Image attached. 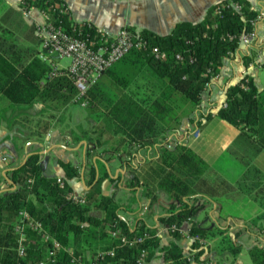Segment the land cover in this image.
<instances>
[{
	"label": "trees",
	"instance_id": "16d2710c",
	"mask_svg": "<svg viewBox=\"0 0 264 264\" xmlns=\"http://www.w3.org/2000/svg\"><path fill=\"white\" fill-rule=\"evenodd\" d=\"M233 4L240 6V10ZM30 6L49 14L54 24L65 31L74 30L79 34V23L71 19L62 0L21 1V10ZM256 16L246 0H224L211 8L201 22L178 23L167 35L142 30L140 35L146 40L148 49L129 52L88 90L87 111L97 126L92 131L96 135L94 148L90 149L92 153L87 149V158L96 155L97 148L103 144L107 145L103 151L108 155L106 160L127 151L130 146L157 150L156 159L152 163L147 161L146 168L140 169L125 161L131 175L127 187L132 189L128 195L120 194L127 197L125 202L117 200L115 193L111 196L101 193L105 177L99 174L96 178L93 168L88 172L86 185L90 189L84 195V203L71 198L72 190L67 180L79 177L71 163L57 161L66 181L44 175L42 156L34 150L29 151V145L41 144L47 125H39V131L28 136L13 138L11 144L16 153L19 149L22 152L27 145L25 154L29 155L23 165L10 162L0 167V264H86L89 257L100 264H139L143 250L147 252L145 262L155 251H162L165 264H190L179 244L171 242L161 247L156 229L138 217L143 208L141 199L149 201V214L160 193L168 197V204L166 214L158 221L176 241L183 239L180 228L184 223H191L207 204H216L215 213L222 217L223 225L213 229H202L195 223L190 226L188 234L193 240L194 258L201 254L200 240L206 245L218 239L225 251L236 255L243 249L239 239L242 234L257 228L264 239L261 232L264 229L261 225L264 185L258 183L261 176L258 171L250 177L249 168L246 169L239 181L231 185L186 145L176 143L167 147L172 132L180 129L184 122L194 121L192 117L200 109L207 85L219 74L223 60L238 49L239 36L253 30ZM84 34L95 35L87 26H83L80 33ZM10 46L16 44L12 42ZM155 47L160 50L161 58L151 53ZM244 59L245 64L254 61L251 55ZM49 70L38 57L29 64H20L10 59L0 46V93L14 106L32 105L37 101L58 102L65 106L72 102L76 90L70 80L67 77L49 79ZM224 104L215 116L237 128L264 151V87L259 90L252 79L243 77L226 89ZM203 117L209 120L212 115ZM196 124H200L199 121ZM3 171L5 176H2ZM137 188H140L138 196ZM235 189L247 191L248 198L262 213L238 227L231 238L225 235V227L229 224V228L232 223L227 222L228 215L220 200L227 199L222 196ZM22 211L39 222L59 248H54L51 240H44L30 228L28 221L20 216ZM93 211H100L103 216L96 217ZM119 211L130 213L134 224L120 218ZM18 225H24L23 256L18 255ZM114 230L129 242L123 244L113 239L110 232ZM144 235L147 238L142 242L129 244ZM255 240L247 249L249 264H264V246L259 238Z\"/></svg>",
	"mask_w": 264,
	"mask_h": 264
},
{
	"label": "crops",
	"instance_id": "0c3cea01",
	"mask_svg": "<svg viewBox=\"0 0 264 264\" xmlns=\"http://www.w3.org/2000/svg\"><path fill=\"white\" fill-rule=\"evenodd\" d=\"M21 1L0 0V46L5 49L10 59H15L20 64L26 65L34 57H38L40 40L35 33L33 23L26 19L21 12ZM62 1L66 4L74 22L90 23L94 27L105 30L110 35H116L121 29L127 28L135 32L149 30L162 36L169 34L178 23L196 24L201 22L211 8L224 0ZM246 1L250 9L257 14L253 25L255 37L249 45H239L233 54L223 60L219 74L211 80L202 94L200 109L192 117L194 121L184 122L180 129L168 136L167 143V145L176 143L186 145L204 160L212 171L231 185H234L242 177L246 167L242 168L240 166L236 171L227 170V167H222L219 163L222 157H225L228 151L230 152L236 141L244 139L237 128L217 118L215 116L216 112L224 105L226 89L237 84L243 77L252 79L259 90L264 87H260L259 79V72L264 69V0ZM32 16L33 19L41 20L37 13ZM12 42L16 46L11 47ZM250 55L253 56L254 61L245 64L244 58ZM62 60L65 59H58L57 64L60 67L67 66L68 61L63 63ZM70 104L74 103L70 102ZM13 106L14 104L0 93V167H5L10 162L21 165L29 155L25 154L28 151L27 145L24 146L22 152L19 149L18 153H16V149L11 144L13 138L28 136L31 132L39 131V125H47L48 130L42 132L41 144L29 145V151L34 150L42 156L44 175L47 177L60 178L66 181L64 170L57 163L58 159L71 163L78 170V178L67 180L72 190V197L75 199H84L85 193L89 191L90 187L86 185V180L88 179L90 168H93L96 172V178L99 174L105 177L101 183V193L106 196H111L115 193L117 200L125 202L127 197H119V194L125 193L124 195H128L129 191L132 190L127 187L131 175L126 168L125 161L143 169L144 167L146 168L144 164L147 161L152 163L157 157L156 148L141 150L130 146L127 151H121L114 158L106 160L108 155L103 151L107 149V145L103 144L101 148H97L96 155L87 158L86 151L89 149L90 153H92L90 149L94 148L95 142L93 140L96 138L94 132L92 133L97 126L94 119L87 118V128L88 126L90 127L89 132L85 133L84 131L88 129H84L78 124L76 127L84 130L83 132L79 134L67 133L57 127L58 122L55 121L57 120V116L54 115L57 102L42 103L37 101L32 105H24L23 108L17 109ZM48 106L55 107L52 113L49 112L50 109H45ZM7 107L12 108L7 110ZM84 109H87V107ZM209 113L212 118L205 120L203 116ZM198 121L200 124L197 125L196 122ZM18 143L20 142L18 141ZM231 159L234 160L232 157ZM261 160L264 161V156L261 157ZM2 176H5L4 171ZM139 194L140 188H137L136 196ZM223 199L226 198H222L220 201L223 202ZM248 201L253 202L250 198H248ZM148 203V200L141 199L140 205L143 208L139 211L138 217L145 219V223L156 229L161 247L171 242L179 244L190 264H245L238 260V257L243 251L247 252L249 246L256 242V237L259 238L260 244L264 246V239L257 232V228H255L253 231L251 230V233L244 234L246 240H243L241 235L239 239L240 243L243 244V249L236 255L225 251L223 246L218 244V239H214L207 242L200 249L201 254L194 258L196 252L191 249L193 240L188 234L190 226L195 223L202 229H213L223 225L222 217H218V214L215 213L216 204H207L205 210L198 212L192 218L191 223H184L180 228L183 239L176 241L170 235L166 226L161 225L158 221L159 217H163L166 214L165 209L166 204H168V197L160 193L158 201L153 205L149 214ZM254 205L251 208L250 215L244 218H241L240 214L232 215L233 217H231L230 214L225 212L228 215L227 222L231 221L232 223L229 228V224L225 227L227 228L225 235L232 238L238 227L246 225L249 220L264 212H260V209L255 208ZM118 213L120 218L128 219L131 225L134 224L130 213H124L123 211ZM92 214L96 217L103 216L100 211H93ZM232 218L235 219L232 220ZM261 225L264 228V221L261 222ZM261 232L264 235V229ZM255 234L256 236H254ZM145 264H165L163 252L155 251Z\"/></svg>",
	"mask_w": 264,
	"mask_h": 264
},
{
	"label": "built area",
	"instance_id": "2783aa9c",
	"mask_svg": "<svg viewBox=\"0 0 264 264\" xmlns=\"http://www.w3.org/2000/svg\"><path fill=\"white\" fill-rule=\"evenodd\" d=\"M236 10H240V6L232 5ZM23 16L29 19L35 28V33L40 40V51L38 59L47 64L50 68L47 77L53 79L56 77H67L76 90V95L72 103L79 105L82 108L88 106L87 92L101 78L106 70L120 61L125 55L133 50H147L148 45L140 32L131 31L123 28L116 35H110L105 30L94 27L90 23H79V34L75 31H65L64 28L58 27L51 20L50 15L46 12L38 10L34 6H30L21 10ZM37 13L41 20L33 19V14ZM217 14L220 10L216 11ZM254 25V21L252 22ZM83 26L94 30L95 35L90 37L88 34L80 35ZM255 37V32L241 34L239 36V45H249ZM151 53L156 58H161L160 50L155 47L151 49ZM65 59L68 61L67 66L60 67L57 60ZM177 59H180L177 56ZM225 106V104H224ZM168 148L171 145L167 146ZM73 198V197H71ZM75 199V198H73ZM79 203H84L83 198L75 199ZM20 216L28 221V226L42 235L44 240H51L54 248H59V245L54 240L50 239L39 222L33 221L27 212L22 211ZM23 226L18 225L16 232L19 235L18 240V255L23 256L25 247L23 245L24 235ZM172 229H175L174 227ZM110 235L113 239H118L121 243L127 244L128 239L120 235L117 230L111 231ZM147 235L132 241L140 243ZM201 245H205L200 240ZM202 246V247H203ZM112 255V254H111ZM147 252L143 250L139 258V264H145ZM98 257H101V255ZM97 257V258H98ZM96 258V259H97ZM86 264H100V262L89 259Z\"/></svg>",
	"mask_w": 264,
	"mask_h": 264
},
{
	"label": "rangeland",
	"instance_id": "374dc122",
	"mask_svg": "<svg viewBox=\"0 0 264 264\" xmlns=\"http://www.w3.org/2000/svg\"><path fill=\"white\" fill-rule=\"evenodd\" d=\"M62 62L66 63L67 60H62ZM259 79H260V87H263L264 86V69L260 70ZM13 107H15L16 109L23 108V106H13ZM7 108H8L7 110H10V108L12 107H7ZM54 108H55L54 106L53 107L48 106L45 109L46 110L50 109L49 112L52 113ZM54 115L57 116V120H55L56 122H58L57 127L62 129V131H65L67 133L68 132L74 133V134H79L84 131L76 127V125L78 124H80L84 129H88L84 131L85 133L89 132L90 127L88 126L87 128V124H88L87 118L94 119L88 114L87 109L81 108L77 104H70V103L63 106L62 104L57 102L56 113ZM85 121L86 123H84ZM242 138L245 140V142L242 139L236 141L233 144L232 148L230 149V152L228 151V154H226L225 157L224 156L222 157L219 165L221 164L222 167H227V170L231 169L235 171L240 166H242V168L246 167V169L249 168L250 177H254L256 174L259 173V175L261 176L258 177V183L264 185V161L261 160V157L264 156V153H262L263 151L259 150L258 146H256L254 143L249 141L246 137L242 136ZM230 156L234 160H232ZM253 182L254 181H251V183ZM222 197H228L227 199H223L224 209L226 210L228 214L234 215V216L237 214H240L241 218L248 217V215H250L251 208L254 205V203L249 202V201L247 202L248 197H250L248 196L247 191L245 192L244 190H242L241 192L235 189L229 195L227 194ZM254 207L258 208V205L255 204ZM242 236H243L242 237L243 240H246V237L244 236V234H242ZM238 260L242 261L245 264L250 262L249 256L246 251H243L241 253V255L238 257Z\"/></svg>",
	"mask_w": 264,
	"mask_h": 264
},
{
	"label": "water",
	"instance_id": "95a60500",
	"mask_svg": "<svg viewBox=\"0 0 264 264\" xmlns=\"http://www.w3.org/2000/svg\"><path fill=\"white\" fill-rule=\"evenodd\" d=\"M26 161H23V163L21 165H23Z\"/></svg>",
	"mask_w": 264,
	"mask_h": 264
}]
</instances>
